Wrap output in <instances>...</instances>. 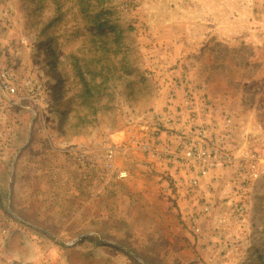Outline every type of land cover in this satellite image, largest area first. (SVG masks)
<instances>
[{
    "label": "rangeland",
    "instance_id": "rangeland-1",
    "mask_svg": "<svg viewBox=\"0 0 264 264\" xmlns=\"http://www.w3.org/2000/svg\"><path fill=\"white\" fill-rule=\"evenodd\" d=\"M0 264H264V0H0Z\"/></svg>",
    "mask_w": 264,
    "mask_h": 264
},
{
    "label": "trees",
    "instance_id": "trees-1",
    "mask_svg": "<svg viewBox=\"0 0 264 264\" xmlns=\"http://www.w3.org/2000/svg\"><path fill=\"white\" fill-rule=\"evenodd\" d=\"M81 76L83 75L81 74ZM81 80L83 81V89L81 91V95L85 99V104H89L88 108L90 109V112L94 113L96 112L95 99H99V95L101 94L99 89L100 84L91 85L90 83L86 82V79H84L83 77L81 78ZM81 122H85V119H82Z\"/></svg>",
    "mask_w": 264,
    "mask_h": 264
},
{
    "label": "built area",
    "instance_id": "built-area-1",
    "mask_svg": "<svg viewBox=\"0 0 264 264\" xmlns=\"http://www.w3.org/2000/svg\"><path fill=\"white\" fill-rule=\"evenodd\" d=\"M13 90V89H12ZM122 175H124V173H122Z\"/></svg>",
    "mask_w": 264,
    "mask_h": 264
},
{
    "label": "crops",
    "instance_id": "crops-1",
    "mask_svg": "<svg viewBox=\"0 0 264 264\" xmlns=\"http://www.w3.org/2000/svg\"><path fill=\"white\" fill-rule=\"evenodd\" d=\"M263 125V124H262ZM263 127V126H262Z\"/></svg>",
    "mask_w": 264,
    "mask_h": 264
}]
</instances>
